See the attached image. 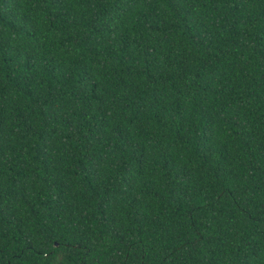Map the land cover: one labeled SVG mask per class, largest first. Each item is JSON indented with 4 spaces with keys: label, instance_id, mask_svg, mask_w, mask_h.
Listing matches in <instances>:
<instances>
[{
    "label": "trees",
    "instance_id": "16d2710c",
    "mask_svg": "<svg viewBox=\"0 0 264 264\" xmlns=\"http://www.w3.org/2000/svg\"><path fill=\"white\" fill-rule=\"evenodd\" d=\"M0 264H264V0H0Z\"/></svg>",
    "mask_w": 264,
    "mask_h": 264
}]
</instances>
